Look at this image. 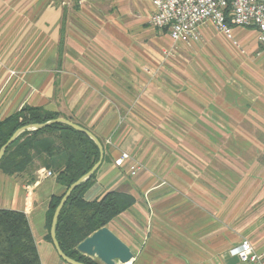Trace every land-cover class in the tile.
Segmentation results:
<instances>
[{"label": "crops", "instance_id": "0c3cea01", "mask_svg": "<svg viewBox=\"0 0 264 264\" xmlns=\"http://www.w3.org/2000/svg\"><path fill=\"white\" fill-rule=\"evenodd\" d=\"M153 12V0H0V119L42 106L100 139L84 197L133 199L108 224L132 249L129 264H245L230 255L243 240L264 254V54L244 56L256 67L245 87L214 84L189 103L161 70L153 80ZM234 29L236 46L264 48L254 29ZM46 170L0 169V208L27 215L43 264H69L47 217L67 188Z\"/></svg>", "mask_w": 264, "mask_h": 264}, {"label": "trees", "instance_id": "16d2710c", "mask_svg": "<svg viewBox=\"0 0 264 264\" xmlns=\"http://www.w3.org/2000/svg\"><path fill=\"white\" fill-rule=\"evenodd\" d=\"M60 116V113L42 106L24 105L7 118L0 119V149L18 128ZM99 159L100 150L87 134L67 124L54 123L23 132L7 148L0 160V169L8 175H15L44 166L68 188ZM96 172L73 190L57 224V239L62 250L71 258L87 264H100V261L80 252L78 244L107 226L133 202L130 196L115 191L100 199L86 200L85 192L93 183ZM63 195L53 196L49 204L48 239L51 242L53 215ZM0 264H43L29 219L23 211L0 208Z\"/></svg>", "mask_w": 264, "mask_h": 264}, {"label": "rangeland", "instance_id": "374dc122", "mask_svg": "<svg viewBox=\"0 0 264 264\" xmlns=\"http://www.w3.org/2000/svg\"><path fill=\"white\" fill-rule=\"evenodd\" d=\"M151 30L148 46L152 50L153 80L159 78L154 75H159L161 70L167 74L169 87L184 93L189 103L195 99L192 100L193 96L196 97L193 91L205 93L214 84L217 89L223 88L225 84H230L235 90L245 87L246 75H249L247 69L256 67L244 56L252 58L264 54V48H259L256 38L255 43L241 39V43L236 46L216 28L202 29L200 38L188 43L174 42L166 29L152 27ZM232 32L234 38L237 37L235 34L239 35L235 29ZM254 63L260 66L262 62ZM156 83L153 81V84ZM184 131L188 130L185 128Z\"/></svg>", "mask_w": 264, "mask_h": 264}, {"label": "built area", "instance_id": "2783aa9c", "mask_svg": "<svg viewBox=\"0 0 264 264\" xmlns=\"http://www.w3.org/2000/svg\"><path fill=\"white\" fill-rule=\"evenodd\" d=\"M151 25L167 29L174 42L188 43L200 38L202 28L212 24L219 32L233 39L234 27L252 28L264 46V0H153ZM130 154L123 152L115 163L123 165ZM139 166L132 165L135 174ZM45 175L54 176L51 170ZM245 264H264V254L256 251L249 240L230 250Z\"/></svg>", "mask_w": 264, "mask_h": 264}, {"label": "water", "instance_id": "95a60500", "mask_svg": "<svg viewBox=\"0 0 264 264\" xmlns=\"http://www.w3.org/2000/svg\"><path fill=\"white\" fill-rule=\"evenodd\" d=\"M54 123H64L67 124L74 129L81 131L87 134L98 146L100 150V159L93 165V167L82 175L78 180L72 183L67 190L65 191L59 205L57 206L50 228V233L52 237L53 244L59 254V256L69 264H87L84 262H80L68 256L61 248L60 243L57 239V224L61 214L63 207L65 206L67 200L69 199L71 193L75 188H77L82 183L89 180L92 175L97 171L100 167L103 159H104V146L100 139L89 129L81 126L80 124L67 119L65 117H58L55 119H51L44 123H31L24 125L18 128L13 135L9 138V140L1 147L0 149V160L4 156L7 148L25 131L35 130L39 128L47 127ZM77 249L93 258H96L100 261V264H127L130 263L134 258V253L130 246L126 244L116 233H114L109 226H104L97 231L93 232L83 241H81Z\"/></svg>", "mask_w": 264, "mask_h": 264}, {"label": "bare ground", "instance_id": "6f19581e", "mask_svg": "<svg viewBox=\"0 0 264 264\" xmlns=\"http://www.w3.org/2000/svg\"><path fill=\"white\" fill-rule=\"evenodd\" d=\"M127 264H129V263H127Z\"/></svg>", "mask_w": 264, "mask_h": 264}]
</instances>
